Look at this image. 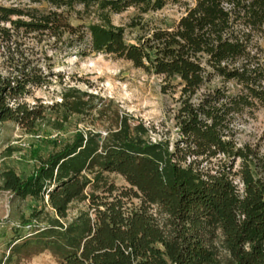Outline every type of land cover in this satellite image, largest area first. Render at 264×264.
<instances>
[{"label":"trees","instance_id":"1","mask_svg":"<svg viewBox=\"0 0 264 264\" xmlns=\"http://www.w3.org/2000/svg\"><path fill=\"white\" fill-rule=\"evenodd\" d=\"M30 1L48 8L0 5V37L37 33L82 58L111 55L162 77L164 91L178 81L179 137L173 146L151 141L143 122L68 90L52 127L60 131L71 116L96 112L109 123L107 135L78 131L40 157L26 177L2 168L0 192L41 205L24 222L32 233L11 244V255L49 251L58 264H264V158L233 139L236 119L264 104V0H186L174 27L146 30L135 44L127 42L124 27L113 24V14L129 7L148 14L183 0ZM73 14L96 21L74 26ZM47 77L25 67L0 72V123L37 134L46 109L24 99ZM216 78L239 90L214 87L199 95ZM219 156L226 161L207 166ZM238 159L240 169L233 173ZM108 174L122 176L129 190L119 192ZM126 199L140 205L130 208ZM74 203L86 209L68 220ZM217 232L226 256L213 243Z\"/></svg>","mask_w":264,"mask_h":264},{"label":"rangeland","instance_id":"2","mask_svg":"<svg viewBox=\"0 0 264 264\" xmlns=\"http://www.w3.org/2000/svg\"><path fill=\"white\" fill-rule=\"evenodd\" d=\"M185 1L170 3L162 10L148 14H141L136 7H129L120 14H113L112 22L124 27L127 42L135 44L137 37L142 36L146 30L174 27L185 13ZM0 5L24 11L48 8L45 4L32 3L30 0H0ZM90 21H96V18ZM90 21L78 20L74 14L71 17L74 26L87 25ZM134 21L141 24L140 27H129ZM260 44L264 48V38L260 40ZM23 67L27 72L48 76L47 83L32 87L30 95L24 99L30 106H43L46 109V119L40 124L37 134L27 133L21 126L11 122L0 123V171L3 167H9L19 176L26 177L33 172L40 157H46L54 149L61 147L78 131L98 132L103 137L107 135L109 123L105 119H98L96 112L92 116H71L60 131L52 127L53 121L62 114L63 110L59 105L63 94L68 90H76L80 95H92L95 97L93 104L98 108L110 105L111 112L118 110L121 114L132 116L136 124L143 122L150 130L151 141L169 140L173 146L179 137L174 120L180 97L178 81H173L171 86L174 87L164 91L162 77L135 68L132 63L111 55L91 54L82 58L75 52L58 49L54 40L37 33L13 31L9 39L0 37V72L7 75L15 68ZM223 86L231 94L239 90L235 83L224 84L216 78L199 95L208 88ZM234 132L233 139L238 147L249 146L264 158V104H258L239 116L234 124ZM220 160L226 161L223 156H219L207 166L217 167ZM240 165L241 161L236 160L233 173L240 169ZM107 177L119 192L129 190L130 186L122 176L108 174ZM234 181L240 189L243 188L239 177H235ZM126 201L130 208L140 205L137 199ZM35 206L41 208L31 198L22 200L10 192H0V264H58L49 251L32 257L11 255V244L17 238L27 237L32 233V228L24 227V222L30 219ZM84 209L85 204H72L68 220ZM48 212L51 213L49 209ZM152 212L156 213L157 209L154 208ZM40 224L43 226L45 223ZM213 243L222 256H226L219 232Z\"/></svg>","mask_w":264,"mask_h":264}]
</instances>
